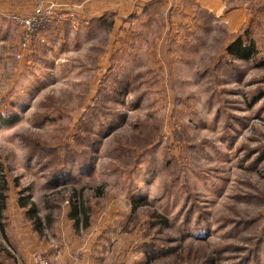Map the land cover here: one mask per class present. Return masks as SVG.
I'll return each instance as SVG.
<instances>
[{
	"label": "rangeland",
	"instance_id": "obj_1",
	"mask_svg": "<svg viewBox=\"0 0 264 264\" xmlns=\"http://www.w3.org/2000/svg\"><path fill=\"white\" fill-rule=\"evenodd\" d=\"M41 2L69 16L23 48ZM147 2L0 0V229L25 199L46 241L112 227L95 264H264V0L240 27Z\"/></svg>",
	"mask_w": 264,
	"mask_h": 264
},
{
	"label": "crops",
	"instance_id": "obj_2",
	"mask_svg": "<svg viewBox=\"0 0 264 264\" xmlns=\"http://www.w3.org/2000/svg\"><path fill=\"white\" fill-rule=\"evenodd\" d=\"M248 2L255 5L254 3L257 4L260 0H148L144 6L163 4L165 7H171L172 14L181 11L189 14L200 10L207 13L225 11L226 18L235 19L236 26L240 27L246 20L245 4ZM230 19L227 20L229 27L232 25ZM24 212L22 209L20 217ZM27 220L31 221L29 218ZM30 224L21 220V223L12 225L15 228L0 229V264L3 254L6 255L5 264H22L21 261L23 264H29L28 255L37 248L44 251L50 264H69L73 260L78 264H95V261L100 260L97 250L104 248V240H107L108 231L112 230V227L106 226L96 235L90 231L85 237L77 236L70 225H67V229H63L62 225H55V239L47 237L46 241L43 234L45 229L41 226L30 227Z\"/></svg>",
	"mask_w": 264,
	"mask_h": 264
},
{
	"label": "built area",
	"instance_id": "obj_3",
	"mask_svg": "<svg viewBox=\"0 0 264 264\" xmlns=\"http://www.w3.org/2000/svg\"><path fill=\"white\" fill-rule=\"evenodd\" d=\"M68 16L69 14L52 2L38 3L32 11L31 16L27 20L21 21L26 32L23 37L22 47L26 46L28 39L33 33L49 28L52 25H59ZM31 260L32 264H48L41 253L34 254Z\"/></svg>",
	"mask_w": 264,
	"mask_h": 264
},
{
	"label": "trees",
	"instance_id": "obj_4",
	"mask_svg": "<svg viewBox=\"0 0 264 264\" xmlns=\"http://www.w3.org/2000/svg\"><path fill=\"white\" fill-rule=\"evenodd\" d=\"M243 47L244 46L242 45V42L240 40H236L234 43H232L227 48V52L236 55L237 56L236 58L244 60L247 56H246V54L242 53L243 52ZM68 173H69V168L67 167V165L63 166L59 170L55 171L53 173V175H51L49 177V183L51 182L53 185L56 184V182H58L60 179L66 177V175ZM24 200L25 199H21L20 206H22V207L28 206V209H27L28 218L33 222L35 227L40 226V223H41L42 220H41V218L37 217V211H36L35 207L31 203H28L27 200H25V201ZM1 208H2V206L0 207V211H1ZM78 208L75 207V206L73 208L74 209L73 218L75 219L76 222H79V216H84L85 217V215L87 213L85 209H83V208H81V209L79 208L78 209ZM0 214H1V212H0Z\"/></svg>",
	"mask_w": 264,
	"mask_h": 264
}]
</instances>
